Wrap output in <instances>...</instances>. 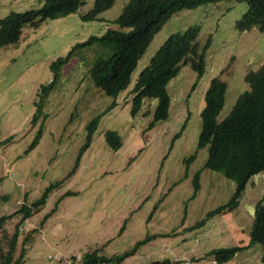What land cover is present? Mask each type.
Masks as SVG:
<instances>
[{
  "label": "rangeland",
  "instance_id": "1",
  "mask_svg": "<svg viewBox=\"0 0 264 264\" xmlns=\"http://www.w3.org/2000/svg\"><path fill=\"white\" fill-rule=\"evenodd\" d=\"M82 1L67 16L25 25L16 43L0 48V218L30 209L15 258L24 250L21 264H75L71 258L98 250L113 258L103 264H264L263 248L249 246L255 208L264 205V171L228 208L236 184L206 167L208 148L199 145L210 81L223 71L222 122L247 90L246 74L264 64V31L238 26L247 4L226 0L174 14L127 87L109 97L89 82L88 50L60 65L56 77L51 70L75 44L103 35L112 26L105 21L128 3L115 0L99 21L86 22L95 0ZM42 4L0 0V18ZM189 27H199V53L210 36L203 74L181 66L166 85V117L156 118V98L135 107L134 84L165 40ZM108 131L116 140L106 141ZM233 247L243 248L226 262L211 254Z\"/></svg>",
  "mask_w": 264,
  "mask_h": 264
},
{
  "label": "trees",
  "instance_id": "2",
  "mask_svg": "<svg viewBox=\"0 0 264 264\" xmlns=\"http://www.w3.org/2000/svg\"><path fill=\"white\" fill-rule=\"evenodd\" d=\"M42 1L40 8L10 12L0 18V48L16 43L25 25L34 26L42 21L67 16L76 12L83 4L81 0ZM112 1L114 0H95L92 11L83 15L82 19L87 21L98 19L97 15ZM221 1L226 0H128L123 14L112 22L114 27H109L100 37L92 36L86 42L75 44L68 55L52 64L53 75L56 77L60 65L72 62L70 57L94 47L93 50L90 49L93 56L89 55L91 58L89 79L107 96L116 97L129 84L138 59L167 20L181 10H193L206 3ZM236 1L247 4V10L238 23L240 29L252 26L264 29V0ZM198 30V27H189L176 32L160 46L134 84L135 107L142 98L155 97L162 108L161 114L157 112L155 117L165 118L169 102L165 87L167 81L176 76L177 66L189 62L191 68L200 76L203 74L204 52L209 44L207 42L202 52H198ZM245 82L249 90L239 97L230 114L222 122H217V116L223 107L225 85L221 80L213 79L204 96L205 106L201 112L199 145L208 147L209 150L206 167L224 174L236 184V193L228 208L236 205L248 179L264 170V65L258 71L249 72ZM91 127L92 123L88 129V138ZM105 138L107 142H111L112 138L116 140L115 134L111 131L106 133ZM42 202L44 200L33 205ZM29 216L30 209L22 206L14 214L0 218V252H5V255L0 256V264H21L24 250L17 259L14 253L18 236H21L20 227ZM13 219H16V223L11 227L9 223ZM5 237H9L6 249L3 246ZM254 244L263 248L264 262V205L261 202L255 208L250 233L249 246ZM242 248L217 249L211 254L216 261L226 262ZM97 251L92 250L81 259L71 260L75 264H103L113 261L111 260L113 258L97 256ZM120 261L121 258L118 257L117 263Z\"/></svg>",
  "mask_w": 264,
  "mask_h": 264
},
{
  "label": "clouds",
  "instance_id": "3",
  "mask_svg": "<svg viewBox=\"0 0 264 264\" xmlns=\"http://www.w3.org/2000/svg\"><path fill=\"white\" fill-rule=\"evenodd\" d=\"M94 2H95V1H94ZM114 2H115V0L112 1V3H111L112 5L110 4V5H109L108 7H106L103 11H105L106 9L110 8L111 6H113V5H114ZM221 2H222V1H221ZM81 3H83L82 0H81ZM216 3H219V2H215V3H206V4H216ZM206 4H204V5H206ZM82 5H83V4H81L80 7H82ZM200 6H203V5H200ZM200 6H198V7H200ZM80 7H79V9H80ZM198 7H196V8H198ZM93 8H94V4H93L92 8H91L87 13L91 12ZM79 9H78V10H79ZM78 10H77V11H78ZM103 11H102V12H103ZM102 12H101V13H102ZM123 12H124V10H123ZM123 12H122L120 15H122ZM87 13H86V14H87ZM99 14H100V13H99ZM99 14H98V15H99ZM244 14H245V13H244ZM84 15H85V14H84ZM98 15H97V16H98ZM120 15H119V16H120ZM119 16H118V17H119ZM118 17H117V18H118ZM82 18H83V16H82ZM97 18H98V17H97ZM84 20H85V19H84ZM115 20H116V19H115ZM115 20H114V21H115ZM85 21H86V22H92V21H87V20H85ZM94 21H99V20L96 19V20H94ZM114 21H105V22H107L106 26L111 25L112 22H114ZM238 23H239V22H238ZM162 26H163V25H162ZM238 26H239V25H238ZM113 27H114V25L112 24V28H113ZM253 27L257 28L259 31H264V29H260V28L257 27V26H252V27H249L248 29L253 28ZM198 28H199V27H198ZM239 28H240V27H239ZM107 29H108V28H107ZM241 30H247V29H241ZM106 31H107V30H106ZM106 31H105V32H106ZM198 34H199V30H198ZM101 36H102V35H101ZM90 37H92V36H90ZM90 37H89V38H90ZM96 37H100V36H96ZM89 38H88V39H89ZM197 38H198V37H197ZM88 39H87V40H88ZM87 40H86V41H87ZM86 41H84V42H86ZM207 42H208V44H209V42H210V36H208V39H207L206 43H207ZM81 43H82V42H81ZM150 43H151V42H150ZM197 45H198V42H197ZM148 46H149V45H148ZM148 46H147V48H148ZM87 48H88V47H87ZM93 48H94V47H93ZM93 48H89V49H87V50L89 51V55H90V56H92L90 51L93 50ZM147 48H146V49H147ZM90 49H91V50H90ZM146 49H145V51H146ZM198 49H199V46H198ZM69 52H70V51H69ZM69 52H68V53H69ZM67 55H68V54H67ZM142 55H143V54H142ZM141 57H142V56H141ZM141 57H140V58H141ZM140 58H139V59H140ZM151 58H152V57H151ZM139 59H138V61H139ZM150 60H151V59H150ZM196 60H197V59H196ZM138 61H137V63H138ZM149 63H150V62H149ZM149 63H148V64H149ZM136 65H137V64H136ZM190 65H191V64H190L189 62H188V63H180V64L177 66V73H176V75L178 74L179 69H180L181 66H190ZM263 65H264V64H262V65H261L256 71H258ZM135 67H136V66H135ZM190 67H191V66H190ZM144 69H145V68H144ZM144 69H143V70H144ZM192 69H193V68H192ZM143 70H142V71H143ZM193 70H194V69H193ZM142 71H141V72H142ZM194 71H195V70H194ZM195 72H197V71H195ZM249 72H255V71H249ZM249 72H248V73H249ZM197 73H198V72H197ZM248 73H247V74H248ZM223 74H224V73H223V71H222V72L220 73V75L217 76L216 78L219 79V80H221V81L224 83V85H225V92H224V99H225V94H226V90H227V85H226V83L222 80V79H223V78H222V75H223ZM247 74H246V75H247ZM198 75H199V74H198ZM88 77H89V76H88ZM245 77H246V76H245ZM171 79H172V78H171ZM171 79H169V80L167 81V83H168ZM213 79H215V78H213ZM213 79H212V80H213ZM212 80H211V81H212ZM211 81H210V82H211ZM244 81H245V78H244ZM89 82L92 84V82H91L90 79H89ZM246 84H247V83H246ZM166 85H167V84H166ZM209 85H210V84H209ZM94 86H95V85H94ZM247 86H248V84H247ZM95 87H96V86H95ZM96 88H97V89H100V88H98V87H96ZM207 89H208V88H207ZM100 90H101V89H100ZM165 90H166V87H165ZM248 90H249V86H248L247 90H245L243 93H245V92L248 91ZM101 91L104 93L103 90H101ZM206 92H207V90H206ZM206 92H205V94H206ZM166 93H167V92H166ZM243 93H241V94L239 95V97H240ZM167 96H168V94H167ZM239 97H238V99H239ZM144 98H145V97H144ZM153 98H155V97H153ZM156 99H157V98H156ZM168 99H169V96H168ZM238 99H237V101H238ZM157 100H158V99H157ZM169 101H170V100H169ZM204 101H205V99H204ZM237 101H236L235 105L237 104ZM223 104H224V100H223ZM168 105H169V102H168ZM168 105H167V109H168ZM235 105H234V106H235ZM204 106H205V105H204ZM158 107H159V101H158ZM159 108H160V107H159ZM233 108H234V107H233ZM160 109H162V108H160ZM231 111H232V110H231ZM207 148H208V147H207ZM208 158H209V150H208ZM207 160H208V159H207ZM263 171H264V170H263ZM263 171H261V172H263ZM261 172H259V173H261ZM257 174H258V173H257ZM255 175H256V174H255ZM253 176H254V175H253ZM251 177H252V176H251ZM249 179H250V178H249ZM249 179H248V180H249ZM247 182H248V181H247ZM246 184H247V183H246ZM245 186H246V185H245ZM244 189H245V188H244Z\"/></svg>",
  "mask_w": 264,
  "mask_h": 264
}]
</instances>
